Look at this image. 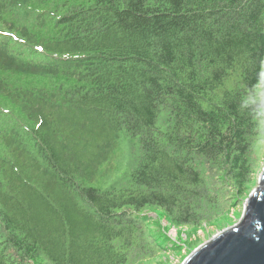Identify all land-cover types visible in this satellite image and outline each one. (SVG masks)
Returning <instances> with one entry per match:
<instances>
[{"label": "trees", "instance_id": "1", "mask_svg": "<svg viewBox=\"0 0 264 264\" xmlns=\"http://www.w3.org/2000/svg\"><path fill=\"white\" fill-rule=\"evenodd\" d=\"M263 77L264 0H0V264H142L150 213L221 219ZM120 136L129 168L99 187Z\"/></svg>", "mask_w": 264, "mask_h": 264}, {"label": "rangeland", "instance_id": "2", "mask_svg": "<svg viewBox=\"0 0 264 264\" xmlns=\"http://www.w3.org/2000/svg\"><path fill=\"white\" fill-rule=\"evenodd\" d=\"M261 86L264 87V77ZM253 151L256 158L250 182L245 184L243 190L231 191L229 202L232 204L227 214L221 219L203 224L194 230H186L170 226L166 219L156 212L149 214L148 230L158 238L162 250L152 261L142 264H181L199 246L239 222L243 213L244 201L251 191L257 188L258 178L264 168V133L257 137ZM131 158L130 142L126 137L120 136L114 158L100 167L98 178L95 181L96 185L104 188L111 183L119 184L124 179L123 176L129 168Z\"/></svg>", "mask_w": 264, "mask_h": 264}, {"label": "water", "instance_id": "3", "mask_svg": "<svg viewBox=\"0 0 264 264\" xmlns=\"http://www.w3.org/2000/svg\"><path fill=\"white\" fill-rule=\"evenodd\" d=\"M181 264H264V168L239 222L195 249Z\"/></svg>", "mask_w": 264, "mask_h": 264}]
</instances>
